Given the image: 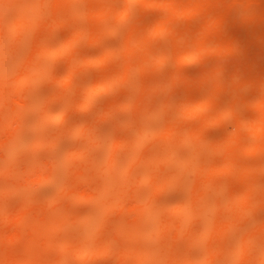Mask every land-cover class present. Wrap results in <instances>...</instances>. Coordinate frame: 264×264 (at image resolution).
<instances>
[{
    "label": "rangeland",
    "instance_id": "rangeland-1",
    "mask_svg": "<svg viewBox=\"0 0 264 264\" xmlns=\"http://www.w3.org/2000/svg\"><path fill=\"white\" fill-rule=\"evenodd\" d=\"M160 1L162 0H72L70 3L73 4L72 6L65 4L69 9L71 8L70 10L72 11L70 13L62 7H59L56 0H0V92L5 94V91L12 89L11 87L9 88V85L13 84L16 75L20 77L21 74H28L24 72V70L29 69L28 72H30L32 67L34 69V67L42 64L41 66L39 65L41 69L31 82L24 84L25 86L20 87L17 91H13V89L11 92H7L6 100L5 98L3 99L4 95L0 96V99H2L0 101H7L4 104L0 102V120L9 118L11 123L8 129L5 127L3 129L0 128V260L4 256L9 257L10 260L14 259L15 256L16 258L20 256L19 260L21 261V259H28L30 258L29 256L37 253V256H35V264H51V262L55 264L59 262L57 258L59 259L60 257L62 259L64 258V262L66 259V264H120V252L123 249H128V256L129 250L131 249L133 250L132 252L136 253L137 257H139L141 250L148 252V249L152 250L155 248V250H153L155 253L153 251L150 252L151 256L160 259L164 256L166 257L169 254L168 251L170 253L177 252V256L178 254H182L183 256L190 244V253L192 252L191 254L194 258H199L195 257L196 255L201 256V254H199L201 252L198 251H204L206 248L204 244L207 242L211 241V243H207V245L214 242L212 246L218 247L219 239L217 241L216 236H214L215 233L213 234V230L212 235L215 238H210V241L208 240L209 234L193 232L191 234V239V235L187 233L186 235L188 236L185 235V238L183 236L181 239L178 238L175 240L173 243L176 246L172 248H170L171 245H163L165 241H168L165 243H169L170 240H172L173 231L171 230L164 233L160 232L159 235L163 234V236H159L161 238L157 240L156 238H158V235L156 237L153 236V238L152 236H150L151 238H143L142 235L136 233L127 234L123 232L125 229L128 231H133V229H135L134 226L143 218L141 207L144 201L149 199L150 196L152 204L155 206L154 214H157V216L155 215L157 219L153 221V218L151 221H158V223H156L157 225L153 227L157 228L159 225V218L161 217L159 213H161L162 218H164V222L167 220L171 221V219L181 216L173 211V208L178 205L181 200L189 196V192L191 191L190 187L193 186V183L194 186H198L199 184L197 182H201L203 176L198 178L199 173L197 170L199 167L200 169H206L208 172L209 168L222 166L229 157L227 149L223 145L227 141V135L233 133L234 130H232V128L234 129L236 122H238L236 119L240 120L241 114L229 116L230 114L227 113L225 107L231 103L234 104L232 100L233 97H238L235 100L236 103H241L240 100L244 98V100L241 101H247L245 102V106L247 107L252 103L259 102L258 96L262 95H259V89L254 88L252 85H247L249 88L242 89L244 92H241H243L244 96L241 95V93L238 95L236 93H238L240 87L235 86L234 88L236 89L233 90L234 92H231L230 89L223 90L222 92L220 90V98L218 96V100L216 99L217 101L212 107L216 109V112L224 114L226 111L225 115L228 116L220 113L217 115L216 112H210L212 108L202 110L201 114L192 117H183L185 116L183 112H181V115H183L181 117V115L177 113L178 110L175 109L176 107H172L171 100L173 102H179L178 100L180 98L183 99L184 97L182 96L188 93V96L194 100L195 104L197 98L202 96L206 91V82L209 78L208 74L216 67L218 61L220 60L221 63H226L225 65L227 66H224V70L225 72L228 71V73H224L223 71V75L226 74L227 77L224 79L229 81L231 77L229 73L232 72V69L229 67H231L234 61L232 57H227L228 59H226L215 54H208L201 61L197 60V62H191L188 56V58L182 59V64H178L177 62L174 64L172 60L170 61L169 58H165L162 67L157 68L156 64L153 62L151 65L149 64L145 67L143 62V45L145 44V47L154 51V56L156 52L161 51L168 57V55H170V50L168 49H172L177 44L180 34L186 35L191 31L190 33L195 35L193 30L198 26L199 19L194 17L187 18L175 16L171 19L169 22L172 28L176 29L175 35L165 32L163 35L147 37L144 44L142 41L141 46H139L141 39L138 37V43L134 46L133 53L130 56L133 64L131 77L128 81L118 77V66L127 60V56L123 55L121 52L124 37L127 34L137 37L141 34L140 28L142 27L141 30H143L145 24H155L170 16L169 12L161 7ZM37 4L41 5V10L38 9L39 6ZM243 4L245 7H242L240 4L236 7L244 8V10L241 9V11L234 13V11H237L235 10L237 8L233 9L232 14H235L236 18L239 17V15H249L253 11L248 13V10H255L263 6L264 0H253L252 4L251 2L250 4ZM29 6L31 8H29ZM33 6H35L34 8L38 6V10H33ZM93 6L98 7V9L96 7L93 9L98 11L93 12L91 9ZM103 7L106 9L108 8L112 12H110L111 15L108 12L109 16L107 19L105 16L103 17L105 19L101 18L102 15L99 16V11L105 10ZM26 10L28 12H26ZM106 13L107 12H105V14ZM30 15L32 16L30 17ZM235 15H232V18H235ZM22 16H26L28 18L26 22L30 21V24H28V26L26 25L27 27H24L25 29L22 28L19 30V28H15V33H9V31L14 28L15 22L19 20L16 17L21 18ZM45 21H52L53 24H56L51 31L52 33H49V36H52V38L48 37L47 24H45ZM257 21L258 20L253 21L252 19L244 23L242 26L243 34H248L252 29L258 28ZM9 22L13 23L12 27H10L11 23L8 25ZM106 23L108 25H106ZM53 24H50V26ZM104 26H106V29ZM88 27H92V31L94 28L97 29L95 32L99 31V37H95L97 39L96 42H94L93 38V41H91L89 37L91 33L88 34V37H85L87 32L91 31H87V29H89ZM227 27L229 26L223 25V31H225ZM2 30H4L5 33H2ZM6 30H9L8 33ZM84 31H86L85 36L82 35ZM7 35L12 38L10 39ZM215 37V34L210 35L211 40H214ZM47 39L50 40L51 45L50 43L47 45H49L52 51L50 52L53 54L42 56L39 54V57L36 59L39 63L35 62L34 66L29 64L33 63L32 60L28 62L30 60V55L33 52L35 53V50H37L36 48L40 45L44 44V46H47L46 41H49ZM171 59H173V57H171ZM113 75L114 78H118L112 83ZM60 77L63 79L65 77H71V80L68 79V83L65 82V84H63L61 80H58ZM177 77L185 79L187 85L186 82H182V84L178 82V80H176ZM99 79H105V86L107 85V87L95 86L94 84H97ZM172 79L176 80L177 83H174ZM88 83H91V85ZM84 84H86L85 88H88V90V85L98 88H91L90 90L96 89L95 92H92L94 106L87 111L76 109V105L74 109L68 107L69 103L65 102L70 100L72 95L78 97L79 93H77V91H82L81 88H83L82 86H84ZM208 86H210V84ZM184 88L187 89L185 90L187 93L184 92ZM240 95L243 98H241ZM8 96H10L9 99H7ZM69 97L70 99H68ZM45 103L55 108L50 110L54 111L52 112L53 115L57 112L56 110H58L56 107L63 108L67 105L66 107L69 108V111L66 110L67 108H64L65 110L63 109V111L68 112L66 119L63 118L64 120H59L58 118V120L52 121L54 118L50 115V121V119L46 117L47 115L49 116V114L44 113V111L41 112ZM236 105L238 106V104ZM144 106L148 108L150 113L147 118L141 114ZM239 106L236 112L239 110V112L242 111L243 123H245L246 126L244 127L243 125L244 128L239 127L242 131V136L240 135V137L243 139L244 135V139L248 140L246 137L250 129L254 128L260 121H263V114H261V117L256 111L247 110L245 108L241 109ZM249 106L247 108H249ZM179 108L181 107L179 106ZM158 109L160 110L158 111ZM206 111H208L209 115ZM245 111L248 115L246 117L248 118L243 115ZM41 113H44V116L40 115ZM211 115L218 119V122H216L213 117L211 118H213L214 121L206 120V117L208 118V116ZM63 116H65V112L62 113L60 118ZM45 117L49 121L44 122L46 121ZM171 120L177 121L176 123L178 126L184 131L196 134L190 145L188 144L185 146L179 144L177 146L176 143L173 142L169 143L168 141L167 143V139L163 138L162 134L166 131L168 123H170ZM240 123H242V121L238 122V124ZM78 124H81L83 127L86 126L83 128L85 132L81 130L84 132H81L82 136L79 135V133L75 135L76 137L73 135L71 136L70 133L72 131L69 128L72 125ZM146 129L151 133H149L148 139L144 145L133 153L135 162L133 159L134 163L130 166L129 171H127L126 162L127 158L130 157V155L128 156L129 152L127 150L128 139L135 138L138 133ZM67 130L71 132L68 133ZM133 135L136 136L134 137ZM54 138L55 140H52ZM7 141H10L11 144L15 143L16 146L21 145L22 147H17L18 149H16L14 153L9 154L6 145ZM95 142L98 144L96 148L93 146ZM165 145L166 148L163 147ZM173 146L176 147L178 160L183 162V159L188 161L190 158L191 165L188 167L189 170L186 168L185 172H182L183 175H185L182 181L177 182L174 186H170L167 189L156 191V188H158V177L171 174L173 171L172 169H175L180 164L177 160L176 163L179 164L176 167L174 166V168L172 164L156 162L160 161V159L163 160L162 158L165 156L164 152H168L171 149L170 147ZM80 147L84 149L87 148V154H85V152L79 156L76 150ZM72 148L75 149L72 150ZM64 150H68L69 152L67 151L65 154ZM107 151L108 154H106ZM242 151L243 152L237 151L236 154L232 155V159L234 158V161L236 160V169L227 172L222 171V173L221 171H219L220 173L213 171L215 174H213L211 181L215 187L214 189L212 188L213 190H211L209 194L212 198L219 199L220 202L218 204L216 203L217 200L214 199V201H211L212 199L209 198L214 204H208V208L211 209L207 208L206 215L210 216L211 214V218L207 216V222L211 225L210 223H214V221L219 223L220 220H230L234 215L226 214V210H224L223 207H227V209L230 208L229 206H231V203L229 202L233 199L235 203H237L241 197L240 195H243L237 193L243 192L248 184L254 183L255 185L250 192L249 199L254 198L259 202L256 203L253 199L251 200L254 202V204L251 203V210L255 212H250L248 209L250 213L246 212L247 215L245 216L243 224L241 220L238 227L241 232L244 231L245 233L247 231L246 233L248 234V231H251L250 225L257 226L255 224H259L261 233L264 229V208H262L264 207V200L262 199L264 195L260 196L262 195L261 193L264 192V152L246 153L244 150ZM61 152H63L62 156H60V154H62ZM70 152L72 155H68ZM159 152H161L160 154L164 153L162 154L163 157L154 156L155 153L157 154ZM68 156L72 157L69 158ZM154 157L159 159L153 161ZM192 157L193 160L191 159ZM94 159L96 160V167L98 163H111V172L106 173V175L103 174L106 177L95 171ZM55 160H57V163H55L58 165H55V168L53 167L54 169H52L51 163H54ZM187 161L185 163H187ZM59 162L63 165H59ZM64 163H68L66 167ZM173 165H175V163ZM32 166H43V169H40L47 172L43 171L45 173L44 175L51 176V172H53L52 177L48 178L46 176L49 180L42 183L41 181H43V179L41 181L36 179V182L31 179L30 184V180L23 178L25 175H22L28 172L30 168L33 169ZM113 166L116 170L114 173ZM49 167L50 170H52L51 172L45 170L49 169ZM58 167L60 168L58 169ZM64 168L68 170L65 171ZM245 168L251 170L246 177L242 172V169L244 170ZM145 171L148 172L146 173ZM65 172H68V175H66L67 173ZM143 172L147 175L150 173V183L143 184L140 182L141 180L138 179ZM187 174H189L188 177ZM209 177L210 175H208V178ZM204 179L205 178L202 180ZM20 180L21 183L27 187L25 189L22 188L24 190H22L21 187L18 188ZM65 182L68 184L66 187ZM105 182L108 185V189L105 193L99 194L97 201L93 198L86 200L87 197L84 198V196L81 195L80 196L83 198H77L76 196H78L79 193L75 195L77 193L76 190L82 193L88 192L85 194L87 196L90 192L94 194L95 188L99 184L101 185ZM28 183L29 185L26 186ZM23 184H20V186ZM257 191L261 193H258V195L256 194ZM231 193H236L235 195H238L237 199H229L228 197L232 196ZM215 203L219 206H214V208H212L210 205H215ZM224 203H229V206ZM258 204H261L260 207L257 206ZM104 207L107 208L105 211H103ZM235 207L237 206L232 207V210H234ZM253 207H256V209ZM22 208L23 210L25 209L24 217L18 220L19 218L16 217V214L19 215ZM157 209L158 211H156ZM210 210L212 212L214 211L213 214ZM229 210L230 209H228V211ZM92 213H96L94 222L87 225L86 228H83V221L79 223L77 220ZM251 213L254 215L253 220H255V222H252V218H247L248 215L252 217ZM154 214L152 216H154ZM51 216L55 217L58 222H63V224L61 223L60 225V223L57 222L60 229H58L57 226L56 230H53L54 232L51 231L52 233H42V238H45L39 241L38 235H41L37 233L39 232L37 230L38 228L33 226L32 229L35 228V230H32L31 225L36 223L35 225L37 226L42 219L51 218ZM158 216L160 217L158 218ZM144 217L146 218L145 215ZM212 218L214 221H212ZM149 223L152 224L150 221ZM218 223L214 225L217 226ZM154 224L155 223H153V225ZM194 224L196 226L198 225L197 222ZM244 224L248 225L244 226ZM214 227L215 226H213V228ZM81 228H83V231ZM119 228L120 230L123 228L122 233L116 232ZM210 229H212V227H210ZM255 229L258 228L255 227ZM231 230L234 232L237 231L238 228L236 229L233 227ZM231 230L229 232L230 234L228 233L225 238L223 237L224 242L226 241V245L228 244L226 247L234 246V243L238 242L236 232L233 233L235 235L232 237ZM16 231L21 232L19 239L16 237L15 239L10 238L11 233ZM40 232H42V230ZM257 233L259 234V232ZM195 235L197 236L195 237ZM241 235L244 234L240 233L237 237ZM16 236H19V234ZM82 236H86V240H88L85 241L84 244V249L86 248L88 250L84 252V255L77 256L75 254L76 243H82L83 245L84 240ZM30 237H34L32 239L36 237V239H38L37 242L43 241V244H45V246L39 244V246L42 245L41 247H37V243L34 244L37 248L31 250L35 251V253L31 255L30 253L32 252L25 253V249L28 248V246H25V249H23V245L25 244H22V242L25 243L26 240L29 241ZM193 237L195 238L193 239ZM258 238H264V235L261 234ZM160 240L163 241L161 242L162 244H160ZM221 241L222 239L220 238V242ZM48 242L51 243V248L48 247ZM259 242L261 243V241ZM258 243L256 242V244ZM52 244L55 245L52 246ZM68 244L70 245L68 246L70 250L67 249V253H63L65 249L62 250L59 246L65 248ZM221 244L223 243L221 242ZM258 246H256L258 248H254L253 251L261 249L262 252L264 246ZM104 247L111 248L110 253L100 251L103 250ZM163 247L165 251L162 252L159 249H164ZM31 248L33 247L29 249ZM172 250H175V252ZM157 252H162L161 254L163 255H160V253L156 254ZM151 258L149 257L148 263L146 262L144 264H158L160 261L158 259H156L158 260L156 261L153 258V260H151ZM222 259L223 258L220 256L221 262L225 264L229 262V260L226 261L227 258L225 260ZM126 261L128 264H131L134 261V257L131 255ZM232 261L234 262L237 260L232 259ZM241 263L242 262H240V264ZM159 264H163V262L160 261ZM246 264H250V262H246Z\"/></svg>",
    "mask_w": 264,
    "mask_h": 264
},
{
    "label": "bare ground",
    "instance_id": "bare-ground-1",
    "mask_svg": "<svg viewBox=\"0 0 264 264\" xmlns=\"http://www.w3.org/2000/svg\"><path fill=\"white\" fill-rule=\"evenodd\" d=\"M71 1L72 0H68V1H66V0H56V3L58 4L59 7H62L64 10L69 11L71 13V11H72V10H70L71 8L69 9V7L67 6V5H69V6L73 5V4H70ZM252 1L253 0H186V1H183V0H162V1H160L161 2V7L166 9L169 12L170 16L164 18L163 20H161V21H159L158 23H155V24H149V25L145 24L143 30H141L142 27L140 28L141 34H139V36H137V37H135L134 35H131V34L130 35L127 34L124 37V41L122 42L121 52H122L123 55L127 56V60H126V62H124V63H122L121 65L118 66L117 74H118V77H120L122 79H126L127 81L130 79L131 74H132V69H133L132 65L133 64H132V61L130 59L131 58L130 56L133 53L134 46L138 43V37H140V39H141V42H140V45H139V46H141L142 45V41H143V44H144V41L147 39V37H151V36H155V35H157V36L158 35H163L165 32L166 33L169 32V33H172V34L175 35L176 34V31H175L176 29H173L172 26H171V23L169 22L175 16L187 17V18H193L194 17V18L199 19L198 20V22H199L198 26H196V28H195L196 30L195 29H194L195 31L193 30V32H195V35H192V33H190L191 31L188 32L190 34H188V33L186 35L185 34H183V35L180 34L179 35V40L177 41V44L172 49H168V50H170V53H169L170 55H168V57L166 55H164V52H161V51L156 52V54L154 56V51H152L151 49L145 47V44H144L143 45V62H144L145 67H147V65H149V64L151 65L152 62L156 64L157 68L158 67H162L163 60L165 58H169L170 61L172 60L174 64H176V62L178 64H182V59L188 58V57L190 58L191 62H197V60L201 61L208 54H215V55H218V56H222V57H224L226 59L231 58V57L234 58L233 59L234 61L232 62L231 67H229V68L232 69V72L229 73V74H231L230 81L227 80V79H224V78L227 77L226 74L223 75L224 73H228V71L225 72V70H224V66H227V65H225L226 63L225 64L221 63L220 60H219L218 63L216 64V67H214L212 72L210 74H208L209 78H208V80L206 82V88H205L206 91L204 92V94L202 96L197 98V101H195V104H194V100L188 96L187 91H185L187 89H185V88H184V92L187 93V95L184 94L182 96V97H184L183 99L180 98L178 100L179 102H173L171 100L172 107H176L175 109L180 111V112L177 111V113H179V115L182 114L181 112L185 113L184 114L185 116L181 115V117L182 116L183 117L197 116V115L201 114L202 110L212 108L214 106L215 102L218 100L217 99L218 96L220 98V93L223 90L230 89L231 92H234L233 90L236 89V88H234L235 86H239L240 87L238 89L239 90L238 93L235 92L238 95L240 93H241V95H243L244 90H242V89L249 88V86H247V85H252L254 88L259 89V91H258L259 95L262 94V95L258 96L259 97V102L252 103L250 106L248 105L249 108H247L248 106L247 107L245 106L246 105L245 102H247V101H241V100H244V98L241 95H240L241 98H243V99L240 98L241 99L240 100L241 103H236L235 100L238 97H233L232 96L233 97L232 100L234 101V104L231 103V104L227 105V107H225V109H227V113L230 114L229 116H231V115L236 116L235 114H241L240 120L236 119V121H238V122L242 121V123L238 124V122H236V125L234 126V129L232 128V130H234L233 131L234 134L233 133L228 134L227 138H226L227 141L223 145L224 147H226L229 157H230V155H231V157L230 158L228 157V159H226V161L224 162V164L222 166H220V167L218 166L219 168L218 167L209 168L208 172H207L206 169H203V168L200 169V167H199V169L197 170V172L199 173L198 178L203 176V178H205V179L202 180L203 179L202 178L201 182H197L199 184L198 186H194V183H193L192 184L193 186L190 187L191 191L189 192V196L186 195L188 197L186 199H184V200H181L178 203V205H176L173 208V211H175L176 213H178L181 216H178L175 219H171V221L167 220V221L164 222L163 221L164 218H162L161 213H159L161 211H159V212H157L161 216V217L158 216V218L160 217L159 218V225H158L157 228L153 227V226L157 225L156 223H158V221L153 222L154 220L157 219L155 217V215L157 216V214H154L155 213V206H153L152 200H151V196H150L149 199L144 201V204L141 207V212L143 213V218L141 219V221H139L138 224H136L134 226L135 229H133V231L129 230L130 232L128 230H126V229L123 231L124 233H127V234L136 233V234L142 235L143 238H147V237L149 238L150 236H152V238H153V236L156 237L158 235V238H156V240H157V239H160L163 236V234H161L162 236L159 235L160 232L164 233V232H166L168 230H171V231H173L172 240H170L169 243H165V242H168V241H165L163 243V245H165V246L171 245L170 248L176 246L173 243V242H175V240H177L178 238L181 239L183 236H184V238L186 236H188V235H186L187 233L190 234V235L193 232L209 234L208 235L209 237L207 236L209 241L211 240L210 238H215L214 236H216L217 241L219 239L218 247L212 246L214 244V242L212 244H210V245H207V243H211V241L207 242L206 244H204V247L206 245V248H205L204 251H202L199 248L201 251H198V252H201V253H199V254H201V256H197L196 255L195 257H199V258H194V256H192V254H191L192 252L190 253V249H191V244H190V246H188L187 250L185 251V255L182 256V254H178V256H177L176 255L177 252L176 253H173V252L170 253L167 250L169 254L166 257L164 256L163 258L159 257L160 259H158V257L153 256V257H155V258H153L151 256L150 252L155 250V248L152 249V250H150L148 248H145V249H148V252H144V250H141L140 253H139V257H137L136 253L132 252L133 250L130 249L129 250V256L132 255L134 257V261L131 264H144L146 262L148 263L149 257L150 258L152 257L155 260L158 259L161 262H163V264H216V263L225 264V263L220 261V256L223 258L222 260H225L227 258L226 261L229 260V262H228L229 264H240V262H242L241 264H246V262H250V264L251 263L252 264H264V247H263V251L262 252H261V249H259L260 251L258 249L254 250L255 253L253 251L254 248H258L259 247L258 245L264 246V238H258V237L261 236V234L264 235V233H262V232H264V229L260 233L259 224H255L257 226L250 225L251 226V231H248V234H247L246 233L247 231L244 233V231L242 230L243 232H241L239 227H238L240 222H241V220H242V224H243L245 216L247 215L246 212H249V210H250V212L254 211V210H251L252 209L251 208L252 207L251 203L254 204L253 201H255L256 203L259 202V201H256L257 199H254V198L249 199L250 198V192L252 191V188L255 185L254 183L253 184H248V186H246V189H244L243 192L237 193V194H243V195H240L241 197L239 198V201L237 203H235L234 199L230 200V202H229V203H231L230 204L231 206H229V203L228 204L224 203V204H227V206L230 207V208H228V209H230L229 211H228L227 207H223L224 210H226V214H233L234 215V216H232V218L230 220L224 219L225 221L220 220V222L218 223L217 221H214V219L212 218V221H214V223L211 222L210 223L211 225H209L208 222H207V216L208 215H206V212H207L206 210L209 207L208 204L209 203L214 204L211 201H214V199H215V200H217L216 203L219 204V202H220L219 199L212 198L210 196V194H209L211 192V190H213L214 187H215V185L211 181L212 178H213L212 177L213 174H215L213 171H217V173H220L219 171H221V173H222V171L223 172H227V171H230V170L232 171L233 169H236V165H237L235 163L236 160L234 161V158L232 159V155L236 154L237 151L243 152L242 150H244V152H246V153H250V152L251 153L252 152L253 153L254 152L261 153V152H264V96H263L264 95V5L259 7L258 9H255V10H253V9L248 10V13L253 11L249 15H245V16L239 15V17L236 18V15L232 14V11H233L234 8H237V9H235L237 11H234V13L241 11V9L244 10V8L236 7V6H238V4L242 5V7H245L243 3H245V4L249 3L250 4V2H251V4H252ZM65 4H67V5H65ZM2 5H4V4H2ZM35 6H33V10H35V9L36 10H38V9L41 10L40 9V7H41L40 4L38 5L39 6L38 9H37L38 6L36 8H34ZM94 7H96V6H93L91 9L92 10L95 9ZM29 8H31V7L29 6ZM96 8L98 9V7H96ZM103 8L105 10H107V11H105V10L101 11L100 10L99 11V16L102 15V17H101L102 19H105V18L107 19L108 16H109V13L111 12V10H109L108 8L106 9L105 7H103ZM94 11H98V10H93V12ZM26 12H28V11L26 10ZM35 12H38V11H35ZM105 12H107V13L105 14ZM95 13H97V12H95ZM111 13H110V15H111ZM22 15H24V14H22ZM232 15H235V18H232ZM31 16L32 15H30V17ZM104 16H105V18H103ZM25 17L22 16L21 17L22 19L19 18V17H16L19 20L17 22H15L14 26H13L12 22H9L8 25L11 23L10 27H12V26L14 27L13 29H11V31L8 30L9 33L10 32L11 33H13V32L15 33V31H16L15 28H19V30H21L22 28L27 27L28 24H30V21L26 22V19H28V18L27 17L25 18ZM252 19H253V21L258 20L257 21V25L259 27L252 29L250 32H248V34H243V32H242L243 24L246 23L247 21H251ZM13 20H15V19H13ZM45 24H47L46 27H47V30H48L47 31L48 32V37L52 38V36H49L50 35L49 33H52L51 31L56 26V24L54 23L55 24L54 25L52 21L51 22L50 21H45ZM50 24H53V25L50 26ZM106 25H108V24L106 23ZM223 25L229 26V27H227V29L225 31H223V29H224ZM88 28L89 29H87V31H90V30L91 31L87 32L86 36H85L86 31H84L82 35H84L85 37H88V34L91 33V34H89L90 35L89 37H90L91 41L94 40V42H96V40H97L96 38H98L99 35H100L99 31L95 32V30H97L95 28L92 31V27H88ZM104 28L106 29V26H104ZM4 30H2V33L3 32L5 33ZM8 31H7V33H8ZM0 33H1V31H0ZM211 34H215L216 35L214 40L210 39V35ZM9 35H7V36L11 39L12 37H10ZM141 35H143V36H141ZM92 38H93V40H92ZM47 40H49V39H47ZM48 43H50V40L48 42L46 41V45ZM42 45H40L41 48H40V46L36 48L37 49V50H35L36 54L33 52L30 55V60L28 62H31V60H32L33 63H29V64L34 66L35 62H38L36 59H37V57H39V54L41 56L42 55H49V54L52 55L53 54V53H51L52 51H51V48L49 47V45H47L48 47L44 46V44H42ZM50 45H51V43H50ZM166 52H168V51H166ZM32 56H35V57H32ZM104 56H106V55H104ZM171 57H173V59H171ZM38 59H41V58H38ZM176 60H178V61H176ZM72 64H74V63H72ZM39 65L41 66L42 64H39ZM39 65L34 67V69L32 67V70L30 72H28L29 69L24 70V72H27L28 74H21L20 77H17L19 75H16V79L14 80L13 84L9 85V88L11 87L12 89H8L7 91H5V94L0 92V96L4 95V97L3 96L2 97H3V99L5 98V100H6V97H7V94H8L7 92H9V91L11 92L13 89H14L13 91H17V90L20 89V87L25 86L24 84H27L28 82H31L36 77V74L39 72V70L41 69V67H39ZM72 66H74V65H72ZM75 66H76V64H75ZM28 68H30V67H28ZM144 69H147V68H144ZM231 69H229V70H231ZM223 71H224V73H223ZM22 72H23V70H22ZM71 72H72V70H71ZM66 77L64 79L60 77V79H58V80H61V82H63V84H65V82L68 83L67 81L71 77L70 78H66ZM117 78L116 77L114 78V75H113L112 83L115 82V80ZM174 79H172V81H174V83H177L176 80H178V82H181V84H182V82L183 83L186 82L185 79H183L182 77H179V78L177 77L176 80H174ZM98 81H97V84H94L95 86L98 85L100 87H107V85L105 86V84H106V80L105 79H99ZM86 84H84V86H82V85L81 86L83 88H85ZM209 84H210V86H208ZM89 85H91V83ZM89 85H88L89 90H88V88H85V89L81 88L82 91H80V92L77 91V93H79L78 97L77 96L74 97V95H72L71 96L73 98V99L71 98L72 100L70 99V97L68 98L70 100H67L65 102V103H69L68 107H71V108L74 109V107L76 105L77 106V107H75L76 109H80L81 111H85V110L87 111V110H90L94 106V98H93V93L92 92H95V90L98 89V88L95 87V86L93 87V86H89ZM108 85H109V83H108ZM110 85H111V81H110ZM186 85H187V82H186ZM186 85H184V86H186ZM208 87H210V88H208ZM91 88H96V89H93L94 91L93 90L90 91ZM220 90H221V92H220ZM241 91H243V92H241ZM236 94H235V96H236ZM9 98H10V96H8L7 99H9ZM0 100H2V99H0ZM73 100H75V101H73ZM69 101H71V102H69ZM0 102H3V104H4L7 101L6 102L5 101H0ZM73 102H75V103H73ZM236 104H238V106L239 105L243 106V107L239 106L241 109L245 108L247 110L248 109L249 110H254V111L257 112L258 115L263 114V117L261 115L263 121H260L257 125H255L254 128L250 129L249 134L247 133L248 135H247L246 138H248V140L244 139L245 138L244 135H243V139H242V137H240V135L242 136V133H241L242 131L240 130V128H244L246 126H245V123H243L244 119H242V111L239 112L240 111L239 110L238 112H236L237 109H239ZM66 106L63 107V108L56 107V108H58V110H56L57 112L54 113V115H53L52 112H54V111H50V110L55 109V108H53L49 104L45 103L44 104V108H43V110H41V112L44 111V113L49 114V116L47 114H46L47 116L45 115L49 119H50V115H51V117L54 118V119H52V121L58 120V118H59V120L63 119V118L66 119L68 112L67 111H63L64 108H67ZM179 106L181 108H179ZM228 107H229V109H228ZM234 108H236V109H234ZM59 109H62V110H59ZM160 109H158V111ZM66 110L69 111V108H67ZM215 110L216 109L212 108L211 111L210 110L209 111L215 113L216 112ZM246 111L243 114L245 117L248 116L246 114ZM64 112H65V116L60 118V116ZM260 112H262V113H260ZM44 113H41L40 115L44 116ZM206 113L208 114V111H206ZM219 113L222 114V115H225L226 111H225L224 114L221 113V112H216L217 115ZM141 114L145 118H147L150 115L148 108H146L144 106L143 112ZM225 116H228V115H225ZM46 117H45L46 121H44V122L49 121V120H47ZM211 117H213V116L211 115V116H208V118L206 117V120L207 119H208V121H211V120L214 121L215 120L216 122H218L217 121L218 119L213 117V118H215L213 120V118H211ZM246 118H248V117H246ZM42 120H43V118H42ZM50 121H51V119H50ZM176 122L177 121H174V120L172 121L171 120L170 123H168V127H167L166 131L163 132V134H162L163 138L167 139V143H168V141H169V143L173 142V143H176L177 146L179 144L185 145V146L188 145V144L190 145L192 140H194V138H195L194 135H196V134H194L192 132H189V131H184L182 128H180L178 126V124ZM40 123H41V120H40ZM10 124L11 123H10L9 118L8 119L4 118V119L0 120V128H2V129L4 127L8 129L10 127ZM243 125H244V127H243ZM84 127H86V126H84ZM84 127L81 124L80 125L79 124L78 125H72L69 128V129H71L72 132L70 130H67V132L68 133L71 132L70 133L71 136L72 135L75 136L78 133H79V135L82 136V133L85 132V129H83ZM81 130H83L84 132H82ZM232 130H231V132H232ZM149 133H151V132H149V130L146 129V130L141 131L140 133H138L137 136L135 135L136 137L133 135L135 138L128 139L127 150L129 152L128 156L130 155L131 158L127 156L128 157L127 158V162H126L127 171H129L130 166L133 165V163L135 162L133 153L135 151H137V149H139L142 145H144V143L148 139ZM156 135H158V134H156ZM153 136H154V134H153ZM52 140H55V138L52 139ZM245 142H247V143H245ZM6 145H7V148L9 150V154L14 153L15 150L18 149L17 147H19V146L22 147L21 145H17L16 146L15 143L11 144L10 141L9 142L7 141ZM37 145H38V143H37ZM93 146H94V148H96L98 146V144L95 142V143H93ZM163 147L166 148V145L163 146ZM80 148H81V150H80ZM80 148L78 150H76L77 154L79 156H81V154H83L85 152H86L85 154H87L88 149L86 147H85L86 149H84L83 147H80ZM82 148H83V150H82ZM170 148L171 149L169 151L167 150L168 152H164V151L161 150L162 152L165 153L164 157L162 155L164 153L160 154L161 152H159L157 154L155 153L156 155L154 154V156H157V157H160V158L163 157L162 158L163 160L160 159V161H156L159 158L154 157L153 161H156L157 163L160 162V163H163V164L164 163L172 164L173 167L174 166L176 167L179 164V163H176L177 160H178V158H177V150H176V147H174V146L170 147ZM73 149H75V148H72V150ZM162 149H164V148H162ZM67 151L64 150L65 154H66ZM61 153L62 154H60V156L63 155V152H61ZM69 154L72 155L71 152L68 153V155ZM106 154H108V151L106 152ZM159 154H160V156H159ZM64 157H66V156H64ZM68 157L70 158L72 156H68ZM133 159H134V162H133ZM191 159L193 160V157ZM61 160H64V159H61ZM189 160H190V158H189ZM189 160L187 161L186 159L185 160L183 159V162H180L181 160L180 161L178 160V162H180V164H179L178 167H176V168L174 167L175 169H172L173 171L171 172V174H168L167 176L161 175L160 177H158L159 178V179L157 178L158 179L157 180V185H158L157 187L158 188H156V191L157 190L161 191V190L167 189L170 186L171 187L174 186L177 182L182 181L184 179V176H185V175H183L182 172H185V169L186 168L188 169V167H190V165H191L190 164L191 160L190 161ZM56 161L57 160H55L54 163ZM97 161H98V159H97ZM186 161H187V163H185ZM66 162H68V161H66ZM54 163H51V166H52L51 168L52 169L55 168L54 167L55 165H58V164H56L57 162L55 164ZM174 163H175V165H173ZM60 164H62V163L59 162V165ZM67 164L68 163L65 164V167L67 166ZM167 164H165V165H167ZM94 165L96 167V160L94 161ZM32 167H33V169L30 168L29 169L30 171L28 170V172H25L22 175V176L25 175L23 178H26V179L30 180L29 181L30 184H31V179L34 182H36L35 181L36 179L40 180V181L43 179V181H41V183H42V182H45V181L49 180L48 178L52 177V173L53 172H51L52 170H50V167H49V169H45L46 167L44 169L45 170H49V172H51V176L44 175L45 174L44 172H46V171L41 170V169H43L42 168L43 166H41V167L40 166H32ZM38 167H39V169H38ZM95 167H94V169H95ZM59 168L60 167H58V169ZM113 168H114V166H113ZM64 169H65V171L68 170L66 168H64ZM258 169H260V168H258ZM111 170H112L111 163L109 164L108 162L98 163L97 167L95 169V171L97 173L101 174V175H103V174L106 175V173L111 172ZM191 170H193V169H191ZM115 171L116 170L114 168L113 169V173ZM209 171H210V173H209ZM260 171H262V170H260ZM145 172L147 173L148 171H145ZM242 172H243V175L246 177L248 175V173L251 172V170H249L248 168L247 169L245 168L244 170L242 169ZM65 173H67L66 175H68V172H65ZM146 173L144 174V172H143L142 175H140L141 177L139 176V178H138V179L141 180V181L140 180L139 181L142 182L143 184H146L148 182L150 183L151 175L149 173V175H150L149 176ZM206 173L208 175H210L211 179H210V177L208 178V175ZM105 175H103V176H105ZM240 175H242V174H240ZM188 176H189V174H187V177ZM242 179H244V178H242ZM29 183L26 186H28ZM20 184H23V183H21V180H20ZM20 184L18 185V188H20V187H21V189L22 188H24V189L27 188V187L24 186V184L21 185V186H20ZM257 184H259V183H257ZM67 185L68 184H66V182H65V187ZM24 189H22V190H24ZM67 189H66V192H67ZM107 189H108V185L105 182V183H103L101 185L99 184L95 188V190L93 192L94 194H91V192H90V194H88V196L85 195L88 192L82 193L81 191H78V190H76V192H77L76 194H75L74 191L73 192H74L75 195H78V193H79V195L76 196L77 198H83L81 196H84V198L87 197L86 200H88L89 198L90 199L93 198L95 201H97L98 197H99V194L100 193H105ZM62 192H63V190H62ZM258 193H261V192L257 191L256 194H258ZM74 194H71V195H74ZM235 194H232V196L228 197V198L229 199H232V198L237 199L238 195H235ZM261 194L262 195H260V196H263L264 192L261 193ZM209 198L212 199V200L210 201ZM252 199H253V201H251ZM262 199L264 200V197H262ZM216 203H215V205H210V206H212V208H214V206L215 207L219 206L218 204L216 205ZM263 203H264V201H263ZM221 205H223V204H221ZM260 205L261 204H258L257 206L260 207ZM234 206H237V207H235L234 210H232V207H234ZM253 208L256 209V207H253ZM262 208H264V207H262ZM106 209L107 208L104 207L103 211H105ZM208 209H211V208H208ZM20 211H18V212H20ZM101 211H102V209H101ZM156 211H158V209ZM210 212H212V211L210 210ZM213 212H212V214H213ZM230 212H232V213H230ZM24 213H25V209L23 210V208H22V211L20 212V214L19 215L16 214L17 215L16 217L19 218L18 220L23 219ZM176 213H174V214H176ZM95 214L96 213L85 215L83 218H80L77 221L79 223H82V221H83V228L84 227L86 228L87 225H90L92 222H94L95 216H96ZM153 214H154V216H152ZM144 215L146 216V218L144 217ZM210 216H211V214H210ZM210 216H208V217H210ZM251 216L252 217H250L248 215L247 218H250V219L252 218V220H253L254 219V215L252 213H251ZM212 217H213V215H212ZM49 218L50 217H48L46 219H42L39 222L38 225L41 228L38 225L36 226L35 225L36 223H34V225L33 224L31 225V229H32L33 226L38 228L37 230L39 232H37V231H35V232L40 233V235H41V236H39L38 234H36V235H38V237L40 239L39 241H41V240H43L45 238L44 236H43L44 238H42V233H45V232L52 233L51 231H53V230L55 231L57 226H58V229H60L59 228L60 227L59 224H57V222H58L57 219L55 217H52V216H51L50 219ZM47 219H49V220H47ZM152 219H153V221H151ZM252 220H247V221H252ZM59 221H62V220H59ZM149 221L152 222V224L149 223ZM195 222H197V224H198L197 226L194 224ZM252 222H255V220H253ZM58 223H60V222H58ZM61 223L63 224V222H61ZM61 223H60V225H61ZM153 223H155V224L153 225ZM217 223H218L217 226L214 225V224H217ZM245 225H248V224H244V226ZM213 226H215V227L213 228ZM151 227L154 228V229H152ZM210 227H212V229H210ZM233 227L236 228V229L238 228V230L233 232V230H231ZM255 227H257L258 229H255ZM83 228H81L82 231H83ZM261 228H263V227H261ZM40 229L42 230V232H40L41 231ZM122 229L123 228H121V230H120V228H119V230L117 229L116 232L122 233ZM32 230H35V228H33ZM44 230H46V231H44ZM212 230H213V234L215 233L214 236L212 235ZM230 230L232 231L231 232L232 237H234V235H235L233 233L236 232V238H238V242H236L237 245H236V243L233 242L234 246L226 247L228 244L226 245V243H225L226 241L224 242L223 239L230 232ZM257 232H259V234ZM20 233H21L20 231L13 232V233H11L10 238L15 239V237H16L17 239H19V237L21 235ZM240 233H242L244 235H241V236L237 237ZM18 234H19V236H16ZM114 234H116V233H114ZM159 236H161V237H159ZM196 236L197 235H195V237ZM82 237H83V240H84L83 241V245H82V243H76L75 254L77 256L84 255V252H87V250H88L86 248L84 249L85 241H88V240H86V236H82ZM195 237H193V239ZM32 238H34V237H30V239L28 238L30 242L27 241V240H26L25 243L22 242V244H25V245H23V249H25V246H28V248L25 249V253L32 252V253H30V255L35 253V251H31V250H34V248L36 249L37 247H41L42 245L45 246V244H43V241L42 242H37L38 239H36V237H35V239H32ZM220 238L222 239L221 242L223 244H221ZM24 239H27V238H24ZM191 239H192V235H191ZM49 240H50V237H49ZM22 241H24V240H22ZM34 241H36V242H34ZM259 241H261V243ZM161 242H163V241L160 240V244H162ZM256 242L257 243L259 242V243L256 244ZM36 243L38 244L37 247H35V245H34ZM48 243L49 244H47V245H49L48 247H50L51 243L50 242H48ZM39 244H42V245L39 246ZM255 244L258 247H256ZM54 245L55 244H52V246H54ZM68 246H70V245L68 244L65 248L59 246V248H62V250L65 249V251L63 253H67L66 250L67 249L70 250V247H68ZM222 246H223V248H222ZM30 247H33V248L29 249ZM151 248H153V247H151ZM166 248H168V247H166ZM173 249H175V248H173ZM127 250L123 249L120 252V257H121V258H119V261L121 262L120 264H128L127 261H126V259H128V257H129ZM159 250L163 252V251H165V248L164 249L160 248ZM100 251L110 253L111 248L104 247V249L100 250ZM170 251H171V249H170ZM172 251L175 252V250H172ZM153 252L155 253V251H153ZM162 252H157L156 254L160 253V255H163V254H161ZM182 252H184V251H182ZM35 256H37V253L33 254L32 256H29L30 258L27 257L28 259H21V261L19 260L20 256H17L19 258H16V256H15V258L11 259V260L9 259V257L4 256L1 259L2 261L0 260V264H35L36 263V261H35L36 257ZM157 256H159V255H157ZM5 258H7V259H5ZM152 258H151V260H153ZM63 259L61 257L59 259L57 258V261H59L57 263L64 264L66 262V259H65V262L63 261ZM232 259L233 260L235 259L237 261L233 262ZM158 260H156V261H158ZM239 260H240V262H239ZM3 261H5V262H3ZM160 261H159V263H160ZM57 263H55V264H57ZM228 263H226V264H228ZM51 264H52V262H51Z\"/></svg>",
    "mask_w": 264,
    "mask_h": 264
}]
</instances>
